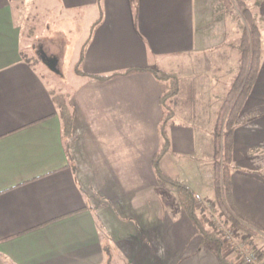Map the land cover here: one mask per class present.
Listing matches in <instances>:
<instances>
[{"label": "crops", "instance_id": "obj_1", "mask_svg": "<svg viewBox=\"0 0 264 264\" xmlns=\"http://www.w3.org/2000/svg\"><path fill=\"white\" fill-rule=\"evenodd\" d=\"M23 1L0 0V264H107L114 254L125 264H218L177 189L156 178L163 86L151 70L221 47L232 8L217 0L208 11L206 0H52L68 16L73 43L66 55L50 41L47 52L37 48L46 59H36L25 53ZM244 4L260 49L234 121L230 196L264 229V0ZM59 97L72 113L67 136ZM193 113L167 123L159 167L218 209L214 138L198 131L213 130L218 112L208 109L206 125ZM250 229L251 242L264 245V233Z\"/></svg>", "mask_w": 264, "mask_h": 264}, {"label": "trees", "instance_id": "obj_2", "mask_svg": "<svg viewBox=\"0 0 264 264\" xmlns=\"http://www.w3.org/2000/svg\"><path fill=\"white\" fill-rule=\"evenodd\" d=\"M225 7H231L229 0H223ZM242 8L241 16L247 22L241 36L240 44L237 49L240 52V65L237 76L227 95L225 96L223 105L220 108V116L213 131L214 138V160H213V181L215 189V200L218 205L216 211L220 215L222 223L228 229L230 227L236 229L235 236L241 238L237 229L243 233V237L251 233L250 228H254L264 233V229L257 225L254 221L243 215L233 203L230 196V161H231V141L234 131V121L239 112L242 101L248 94L256 73V67L260 49V32L252 23L251 16L245 8L242 0H237ZM81 60V59H80ZM77 74L85 75L83 72L75 68ZM154 77L162 84L163 90L160 98L163 108V117L159 126V134L161 144L159 151L153 159V168L159 183H167L174 186L178 192V204L185 211L188 217L195 225L198 234L201 236V243L208 246L216 256L218 264H239L238 257L230 256L228 250L231 245L224 240L223 230L208 216L206 213L199 215V210L195 205L192 192L177 180L165 176L159 167L161 157L169 150V138L166 132V125L171 120V113L166 100L177 94L178 78L156 69L151 70ZM105 77H95V79H104ZM57 104L60 109L63 133L69 135L72 127V113L67 103L66 97H59ZM212 206V204H211ZM214 208V206H212ZM249 243L251 240L248 239ZM261 255V254H260Z\"/></svg>", "mask_w": 264, "mask_h": 264}, {"label": "rangeland", "instance_id": "obj_3", "mask_svg": "<svg viewBox=\"0 0 264 264\" xmlns=\"http://www.w3.org/2000/svg\"><path fill=\"white\" fill-rule=\"evenodd\" d=\"M229 1L231 7L226 8L223 0H217L218 8L221 9L223 6L225 10L232 8V11L228 15L230 29L229 33L227 32L225 35L224 44L221 47L216 46L201 54H195L191 59H180L178 63L173 61L171 62L172 65L166 66V69H164L167 73L178 78L179 90L176 96L174 95L166 100V104L168 106L171 105L169 107L171 119H187L191 116L193 110H198L199 112L193 114L202 121L201 124L206 125L207 117L210 115L208 109H211L212 111L217 110L218 113L215 114L214 118L212 116V118L215 120V124L218 122L220 108L239 71L240 52L237 46L240 44L243 29L247 26L245 19L238 17V14H241L242 8L239 6L237 0ZM23 2L21 5H24L25 13L29 14V25L25 30L24 40L26 56L36 59L37 57L46 59L45 54L41 50L39 53L37 52V48L39 46L42 47V45L45 46L44 44L47 45L48 43L51 45V42H59L62 51H65L67 55L73 43V35L69 30V26L65 24V19L68 16H65L66 14L62 8L57 3L54 5L52 0H48L46 3L41 1L30 2L29 0H24ZM212 2L213 0H206V11L214 6V3L211 4ZM251 20L253 21L252 15ZM217 28L219 27L217 26ZM47 49L45 46L44 51L47 52ZM198 131L200 133L205 131L206 133L204 134L206 136L209 133L211 141L213 140L214 129H198ZM194 194L200 195L204 202L209 203L201 194L197 192ZM204 202L201 203L195 200V205L199 210H204V213L208 215V211L202 208ZM218 216L220 217L219 214ZM237 232L241 234V238H244V232L238 229ZM250 245L257 250L259 249L258 251L261 253L264 252L263 244H257V242L252 241ZM228 254L233 257L237 256L232 248L228 250ZM110 257L107 260V264H125L115 254Z\"/></svg>", "mask_w": 264, "mask_h": 264}, {"label": "built area", "instance_id": "obj_4", "mask_svg": "<svg viewBox=\"0 0 264 264\" xmlns=\"http://www.w3.org/2000/svg\"><path fill=\"white\" fill-rule=\"evenodd\" d=\"M193 198L198 202H204L198 194H193ZM202 208L208 211V216L223 230L224 240L231 245L240 264H264V259L261 257L258 250L250 245L248 236L247 238H238L235 236L236 229L232 227L228 229L225 227L221 218L218 216V212L211 204L204 202Z\"/></svg>", "mask_w": 264, "mask_h": 264}]
</instances>
